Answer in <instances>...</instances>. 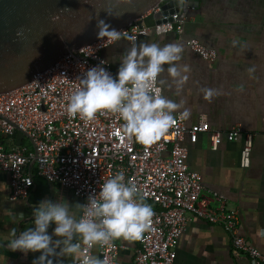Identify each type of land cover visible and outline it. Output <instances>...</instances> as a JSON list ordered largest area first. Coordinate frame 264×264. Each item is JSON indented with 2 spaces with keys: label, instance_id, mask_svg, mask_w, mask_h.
Returning <instances> with one entry per match:
<instances>
[{
  "label": "built area",
  "instance_id": "built-area-1",
  "mask_svg": "<svg viewBox=\"0 0 264 264\" xmlns=\"http://www.w3.org/2000/svg\"><path fill=\"white\" fill-rule=\"evenodd\" d=\"M184 14L174 12L165 21L145 26L143 20L160 12L151 8L126 27L118 29L122 39L138 42L147 36L175 35L202 61L214 62L216 50L204 46L195 38L183 39ZM170 18V20H169ZM116 43V42H115ZM114 43L96 40L75 51H68L46 70L33 75L21 87L0 93V173L9 174V199L26 201L42 179L53 191H70L87 203L89 194L100 190V184L123 171L126 181L135 183L154 211L151 228L133 247L115 241L109 246H93L88 251L109 264H174L176 248L188 224L195 219L218 225L227 234L233 250L248 257L250 264H264V253L238 235V213L227 207L226 198L213 191L203 192L202 179L189 170L188 149L183 144L197 142L199 134H209L211 148L216 150L225 139L235 142L241 130L238 126L227 132L211 127L205 120L186 126L181 113L169 131L156 142L142 145L122 128L123 121L112 113L98 114L85 121L67 115L70 95L78 87L83 72L101 61L114 76L110 64L101 56L102 50ZM156 87H160L158 84ZM15 131L22 133L32 149L17 145L6 148L3 137ZM264 145V137H263ZM253 136L245 137L240 151V167L248 168ZM129 250L128 260L121 252Z\"/></svg>",
  "mask_w": 264,
  "mask_h": 264
},
{
  "label": "crops",
  "instance_id": "crops-1",
  "mask_svg": "<svg viewBox=\"0 0 264 264\" xmlns=\"http://www.w3.org/2000/svg\"><path fill=\"white\" fill-rule=\"evenodd\" d=\"M185 18L183 39L195 38L216 50V61H202L175 35H151L137 43L163 46L176 42L183 45L181 63L188 64L191 71L187 74L189 79L181 97L158 85L163 95L186 101L185 107L190 112L185 118L186 126L203 119L222 132L235 126L240 128L235 142L223 139L216 150L211 148L207 133L199 134L195 144H190L186 136L183 141L188 149L186 163L190 171L201 176L204 193L213 191L223 195L227 207L237 211L238 235L264 253V237L257 235L258 230L264 229V0H199L198 7L187 10ZM129 46L128 42L120 40L102 50L101 56L114 74L120 53ZM202 88L219 89L221 94L209 102L203 98ZM247 135L253 136L250 165L241 168L240 151ZM3 144L6 148L22 145L32 149L31 143L19 131L11 137H3ZM9 181V174L1 172L0 264H33L39 252L23 253L7 247L11 229L15 228L19 234L33 226V207L44 199L83 202L70 191L51 190L38 178L26 201H11ZM54 227L50 226L49 234ZM118 242L129 249L133 247L132 241ZM121 257L128 260L130 251H122ZM64 264H71V259L64 258ZM174 264H250V261L233 250L229 237L220 226L195 219L179 240Z\"/></svg>",
  "mask_w": 264,
  "mask_h": 264
},
{
  "label": "clouds",
  "instance_id": "clouds-1",
  "mask_svg": "<svg viewBox=\"0 0 264 264\" xmlns=\"http://www.w3.org/2000/svg\"><path fill=\"white\" fill-rule=\"evenodd\" d=\"M188 2L175 0V7L185 11ZM97 28L100 40L115 43L122 39L121 32L103 20L98 21ZM129 45L119 55L115 76L101 61L77 77L79 85L70 95L66 111L68 116L85 121L94 120L98 114H116L126 133L137 143L150 145L169 131L175 113L183 109V118L190 115L183 98H169L156 85L181 97L191 69L181 63L184 48L180 43ZM201 92L209 102L221 94L213 88H202ZM99 187L98 193L89 194L85 204L62 198L40 201L32 210L33 226L19 234L11 229L7 247L23 253L39 252L33 264H64V258H70L71 264H109L106 257L102 259L88 250L118 240L141 239L151 228L155 213L137 185L126 181L123 171H117ZM52 225L55 227L49 234ZM257 235L264 237V229L258 230Z\"/></svg>",
  "mask_w": 264,
  "mask_h": 264
},
{
  "label": "water",
  "instance_id": "water-1",
  "mask_svg": "<svg viewBox=\"0 0 264 264\" xmlns=\"http://www.w3.org/2000/svg\"><path fill=\"white\" fill-rule=\"evenodd\" d=\"M157 5L160 12L145 17V26L186 11L178 10L175 0H0V93L98 40L99 20L118 30ZM198 5L199 0H189L187 7Z\"/></svg>",
  "mask_w": 264,
  "mask_h": 264
}]
</instances>
